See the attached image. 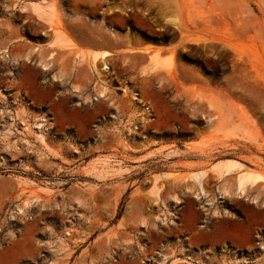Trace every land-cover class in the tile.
Returning a JSON list of instances; mask_svg holds the SVG:
<instances>
[{
  "label": "rangeland",
  "instance_id": "obj_1",
  "mask_svg": "<svg viewBox=\"0 0 264 264\" xmlns=\"http://www.w3.org/2000/svg\"><path fill=\"white\" fill-rule=\"evenodd\" d=\"M51 1L57 14L53 24L44 21L43 33L22 8L9 16L3 0L0 25L38 43L60 31L113 50L158 48L170 70L142 77V67L126 55L107 59L109 71L101 77L88 68L90 92L80 98V114L90 123L78 133L57 124L60 98L41 90L16 93L19 85L40 84L41 69L21 50L0 48V264H158L159 254L175 243L186 248L188 235L154 211L164 206L159 193L137 188L150 178L138 183L140 170L123 177L122 165L162 144L240 140L236 132H253L264 144V0ZM37 123L46 147L24 131L23 124ZM102 156L121 171L88 172ZM30 198L38 200L26 206ZM222 214L242 219L238 205ZM259 227L242 249H203L206 262L198 264H264Z\"/></svg>",
  "mask_w": 264,
  "mask_h": 264
},
{
  "label": "crops",
  "instance_id": "obj_2",
  "mask_svg": "<svg viewBox=\"0 0 264 264\" xmlns=\"http://www.w3.org/2000/svg\"><path fill=\"white\" fill-rule=\"evenodd\" d=\"M10 11L17 12L23 9L22 13L34 18L40 26L39 32L43 33L45 20L52 17V23L57 14V7L51 0H3ZM34 11H37L45 18L41 20ZM42 13V14H41ZM4 21H11L5 17ZM55 36L45 43H38L18 38L16 32L6 24L0 25V48L21 50L24 58L33 60L35 65L41 69V82L35 88L27 89L19 85L18 90L24 94L33 95L36 90H41L48 95L56 96L59 99L56 112L63 113L57 118V124L64 127L74 128L78 133L88 129L89 121L81 116V99L89 95L90 75L88 68L92 67L89 57L90 53L110 51V59L116 55H126L135 59L136 67L142 69L148 66L150 56L160 53V49H151L147 53L131 52L128 48L97 47L79 42L69 35L68 39L73 45L70 47L67 42L64 46H50ZM146 48V47H143ZM148 48V47H147ZM165 53V51H163ZM74 54V55H73ZM20 57H15L18 61ZM26 59V58H25ZM99 61L98 65L108 64ZM90 64V65H89ZM72 98V99H71ZM71 99V101H69ZM79 105V108L76 106ZM83 106V110L89 108ZM83 111V112H84ZM20 116L23 115L20 110ZM87 122V123H86ZM258 145L254 142H243L236 139H221L216 137L214 142L204 146H191L200 143L199 140L191 141L186 146L182 144L176 148H168L167 144L156 146L145 154H142L134 162L123 164L122 176H128L134 170H140L142 175L138 183H142L145 177H149L148 183H142L137 187L139 190L159 193L163 207H153L154 211L162 217L171 220L182 227L187 233L188 245L181 249L175 243L170 249L163 250L158 256V264H198L206 262L202 254L203 249H210L217 246L228 245L232 249H242L246 242L254 238L255 230L260 226L264 230V183L246 189L244 197L237 193V177L240 170L227 173L225 168H220L222 176L213 167L221 161H235L244 167L264 172V144L251 132ZM264 141V140H263ZM262 145V146H259ZM224 158V159H222ZM166 159V164L157 165V161ZM251 161V163H250ZM262 165L258 167L259 162ZM251 164V167H250ZM127 168V169H126ZM118 175V174H117ZM197 177V182L190 177ZM120 177V176H119ZM161 187L163 190L161 191ZM233 205L241 209L242 219H229L222 212ZM164 208V209H163ZM169 212H166V211ZM172 214V217L168 216ZM207 224V230H199ZM255 229V230H254ZM198 248L200 251H197ZM166 257L165 262L163 258ZM231 262L232 256H228Z\"/></svg>",
  "mask_w": 264,
  "mask_h": 264
},
{
  "label": "bare ground",
  "instance_id": "obj_3",
  "mask_svg": "<svg viewBox=\"0 0 264 264\" xmlns=\"http://www.w3.org/2000/svg\"><path fill=\"white\" fill-rule=\"evenodd\" d=\"M34 14H36L38 16L39 19L41 20H45V18L47 17H43L42 15H40L39 12L37 11H34ZM42 14V13H41ZM52 19V17H50ZM50 18H48L49 20H45L46 23H48L49 25L50 24H53L52 21ZM170 23L172 22L173 24H175L177 22V19L176 17L174 16H169L168 17ZM168 23V22H167ZM64 35H62V33H60V31H55V38L54 40L52 41V45L50 44V46H55L57 45L58 47L61 45V46H64L65 42H67L69 44L70 47H73V45H71L69 43V41H67L66 39H64ZM151 48V47H150ZM150 48L146 47V48H141L139 50H135V51H131V52H143V53H147ZM110 51H103V52H94V53H90L89 56H90V60H91V63H92V67H93V70H94V73L98 76V77H101L102 76V73H105L107 71H109L108 67L106 64H103L102 65V68L99 69L98 68V63L99 61H102L104 62L106 60L107 57L110 56ZM170 70V65L165 63L164 61L160 60L158 58V52L154 53L153 55L150 56V62L148 63V66L145 68H143L141 70V75L142 77H147L151 74H154L158 71H166L168 72ZM43 122V120H42ZM24 126V131H27V132H32L34 133V135L36 136V139L39 141V143L41 145H43L44 147L47 146L46 142H45V136H44V132L45 130H43V127H42V124H35L30 126L28 124H23ZM229 131V130H228ZM231 131V130H230ZM223 133V132H222ZM226 133V132H225ZM238 133L236 132L235 136H237L240 140H246L247 142H252L253 140H251L250 136L247 134L249 133H239V135H237ZM251 134V133H250ZM224 135V134H223ZM234 135V134H233ZM229 137V136H228ZM254 139V138H253ZM257 140V139H256ZM255 140V141H256ZM48 149V148H46ZM220 168H225V170L227 171V173L231 172V171H237L238 169L240 170V173L237 177V193L239 194V196L243 195L245 192H246V189L249 188V187H254V186H257L258 184L260 183H264V175L262 173H259V172H256L252 169H245L243 165L235 162V161H230V160H227V161H221L220 163H218L217 165H215L213 167V170H217V172H219V175L222 176V172H221V169ZM88 172L91 171L92 172H95V174H105V173H109V172H119L121 171V169L119 168V165H116L115 164V161L106 157V156H102L101 158L99 157V159H97L94 163H91V165L89 166V168L87 169ZM192 179L194 178V180L197 182L199 178L197 177H191ZM31 182V181H30ZM33 183V182H31ZM22 185H27V182L26 181H22L21 183ZM35 184V183H33ZM42 191L45 190L47 191L46 189H41ZM48 192V191H47ZM38 199L36 198H30L26 201V206H28L29 204H32L34 201H36Z\"/></svg>",
  "mask_w": 264,
  "mask_h": 264
},
{
  "label": "built area",
  "instance_id": "obj_4",
  "mask_svg": "<svg viewBox=\"0 0 264 264\" xmlns=\"http://www.w3.org/2000/svg\"><path fill=\"white\" fill-rule=\"evenodd\" d=\"M147 111H149V109ZM148 114H149V119L152 120L154 118L153 115H152V113H148ZM221 253H225V252L223 251Z\"/></svg>",
  "mask_w": 264,
  "mask_h": 264
}]
</instances>
